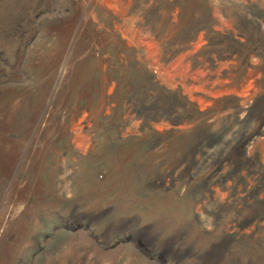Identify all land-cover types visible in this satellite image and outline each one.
Instances as JSON below:
<instances>
[{"label": "rangeland", "instance_id": "1", "mask_svg": "<svg viewBox=\"0 0 264 264\" xmlns=\"http://www.w3.org/2000/svg\"><path fill=\"white\" fill-rule=\"evenodd\" d=\"M67 1L0 0V264H264V101L234 94L246 44L176 0L182 28L165 19L149 51L111 45L167 0ZM74 36L104 59L83 50L57 86Z\"/></svg>", "mask_w": 264, "mask_h": 264}, {"label": "bare ground", "instance_id": "2", "mask_svg": "<svg viewBox=\"0 0 264 264\" xmlns=\"http://www.w3.org/2000/svg\"><path fill=\"white\" fill-rule=\"evenodd\" d=\"M68 1L70 4H73L75 8H78V5L80 6L85 0ZM240 1V9L228 5L222 7L221 9H217L216 7H210V5H208L206 8L209 10V14L206 18L200 17L201 0H196L195 4H192L191 7L192 12L196 13L195 22L197 28L200 30L203 29L205 31V35L211 39L219 41L227 40L234 44H238L239 42L246 44V48L242 53V61L244 71L246 72V79H244V81L246 83L248 82V90L243 93H238L237 90H235L234 94H236L241 100H250L249 104L254 102V106L257 108L259 107V104L264 101V0ZM91 2L93 6H99L98 0H91ZM167 2V8L164 11H159V20L149 22L148 27H145L142 22H139L137 30L133 32V30L129 28L126 23L123 25L114 23V26L111 28L113 37L110 38V44L114 45L117 43L122 47H135L149 51L153 45L161 42V39L158 38V33L160 32L162 23L165 19H169L172 24V28H182V26L180 27L179 25L180 5L177 4L176 0H167ZM154 7H156V5L154 6L150 0L146 10H152ZM221 14L228 16L231 19V23L227 22ZM82 29L84 30V28ZM82 42L83 39L80 36L69 37L63 45L64 53L62 49L59 50V54H64V56L62 57L63 63L58 73L57 86L63 82L67 74L70 61L76 58L83 50L88 57L90 56L91 58L97 60L104 59V51L100 47L94 44L81 46L80 43ZM149 74L151 75L149 78L150 81L153 85H156L159 80L158 76L150 72ZM194 108L196 107L194 106ZM261 108L262 110H259L258 114L259 126L264 123V104ZM46 117L47 116L44 117V121ZM173 118L177 119L181 130L187 129L188 116L186 114H182L179 118L175 115ZM148 124L158 131H163V129L167 127L166 124L157 123L155 121H148ZM256 169L264 175V167L259 161H256Z\"/></svg>", "mask_w": 264, "mask_h": 264}]
</instances>
